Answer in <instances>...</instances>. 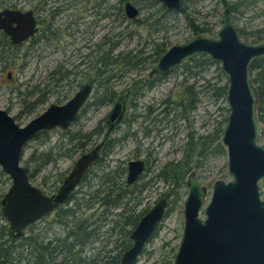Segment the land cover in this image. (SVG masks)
<instances>
[{"label": "water", "instance_id": "1", "mask_svg": "<svg viewBox=\"0 0 264 264\" xmlns=\"http://www.w3.org/2000/svg\"><path fill=\"white\" fill-rule=\"evenodd\" d=\"M162 1L170 10L182 8V0ZM125 7L130 18L137 16L139 9L134 3L128 1ZM0 29L14 42L27 40L37 30L33 10L4 8L0 11ZM199 54H207L219 62L228 83L230 113L223 142L233 178L216 179L212 198L206 202V185L197 174L191 173L184 201V231L172 264H264V198L260 190V180L264 179V142L260 140L263 124L257 116L259 95L252 79V63L264 57V42L251 43L241 38L234 14L226 6L214 32L199 33L172 45L161 54L153 72L169 74ZM91 90L92 85L86 83L66 103H52L24 125L0 108V165L12 178L2 211L15 237L23 236L28 225L66 202L99 156L102 143L78 159L53 195L31 181L29 168L21 162L25 145L36 133L57 125L67 128L77 119ZM125 110L124 100H119L110 114L111 127L123 118ZM144 168V159L131 160L128 182L136 181ZM168 203V198L162 197L143 214L131 232L133 243L125 250L119 264H136L165 217ZM201 210L205 216H201Z\"/></svg>", "mask_w": 264, "mask_h": 264}, {"label": "trees", "instance_id": "2", "mask_svg": "<svg viewBox=\"0 0 264 264\" xmlns=\"http://www.w3.org/2000/svg\"><path fill=\"white\" fill-rule=\"evenodd\" d=\"M128 1L129 0H119L118 6L116 7L115 5L114 8L111 9H116L117 18L121 15L125 19L130 18L126 13L125 7ZM135 1L141 5L148 6L146 8L156 7V10L166 9L160 0ZM200 1L202 0H185L184 5L185 21L193 29L194 33L211 30V27H209L210 25H204L203 23V25H200L190 12V6L193 7L194 13L199 11L196 5ZM218 1L224 6H230L231 9L236 12L239 33L243 38H249L252 42L264 41V23L256 27H253L248 23L245 25L239 24V21L242 19L243 13L246 10L240 8V6L254 8L257 3H264V0ZM94 6L97 5L94 4ZM176 14L177 11L166 9L165 15H163L164 17L161 20L159 19L160 21L157 20L158 18H150L145 20V23L148 28H159L158 26H160L163 29H168L175 27L176 23L179 22L175 17ZM213 14L215 16L218 14L216 8L214 9ZM109 15V11L108 13L103 12L100 17L102 19ZM257 15L258 13L255 12V15L251 18H255ZM169 16L175 17V26L168 25V20H170ZM130 20L140 21L137 17L130 18ZM214 25L215 24H213L212 27ZM50 30L52 31L46 33V30L44 29V34L46 36L43 37L50 39L61 35L60 30L53 28H50ZM78 32H80V30ZM123 35L124 31H118L115 35L104 34L101 41L97 42L95 50L99 51L100 55L98 52L95 54V51H91L86 55V57H97L92 65L86 64V67L88 68L87 71H85L84 68L78 71L67 69L62 63H59L51 71V79H53L54 82H59L61 81L59 78L65 72L74 75H77L79 72L91 73L90 76L92 78L90 80L91 82L96 83V92L94 94L95 104L100 101L104 103L110 100L123 99L125 97V91L122 93L119 90L113 92L111 88L114 89L116 87V80L124 76L125 72L132 68L141 67L143 64L144 69L149 70V73L142 77V80H139L140 82L136 89L143 88L144 91L154 87L157 83L162 82L168 74L155 73L153 72V67L161 54L168 49L170 40H168V38L159 40L155 37H149L145 40L146 43L141 47L127 50L120 49L119 47ZM73 36H76L74 30ZM29 48V46H26L21 49L23 57L29 54ZM92 54L94 55L91 56ZM261 61L262 63L253 66V80L257 85L259 92V116L264 121V59H261ZM179 67H184L185 72L188 73L186 80H183V83H180L168 93L162 101L164 106L159 109V111H156V107L151 104L146 106L145 110L148 112L147 116L151 122H155L156 126L159 121L161 122L164 119H168L169 123L171 122L172 124H175L178 120L190 116V114L198 108V105L201 102L200 90L197 89V86L200 84L199 79L205 84L204 87L207 86L209 91L211 90L212 96L223 97L227 94L228 83L227 81H224L226 78L222 72L221 65L219 62L212 60L209 55L201 54L186 61L178 66L177 69ZM212 67H214L215 77L218 81H224L223 83L218 84L217 81H211V78L205 77L204 74ZM189 78L195 79L190 82V80H187ZM40 86L41 85L36 86V90H39ZM48 86L49 85L47 84V87ZM142 93L141 90L139 96H141ZM66 97L67 95L65 94L63 98ZM160 114H162V117L159 116ZM138 116L139 115H136V112H134L131 119H136ZM126 119H128V117H126L125 120ZM105 126L106 125L101 124L99 133L104 136L105 149L103 150V153L106 155L114 150L118 141L126 139V134L119 137L112 136L111 131L108 130L104 132ZM162 128L164 127H157V131L161 132L163 130ZM143 129L149 134V131L152 130V126L147 125L146 127H143ZM217 131L218 132L215 133V136L207 134L197 135L194 131L189 132L188 140L183 149V155L178 160L167 161L156 173V176L163 180L168 186V189L162 192L163 196L176 202L181 195L180 190L186 186V177L190 170L195 166H202L204 160L213 156L216 151L221 153L225 152L224 146L219 141L214 144V147H210L211 137H214V140L220 138L223 128L220 127ZM79 133V131L73 133V137H78L77 135H80ZM86 135L90 136L91 133L87 132ZM41 136H47V131L41 132L35 138ZM83 137L86 138V136ZM50 152L51 151H42L38 156L34 152L29 156L27 162H35V166L30 168L31 177L50 162L52 159L50 158ZM149 152L151 153V150ZM124 168L123 166H117L113 167L114 170H106L105 166L104 168L103 166H100L98 172H102V181L94 183L93 179L86 180V183L88 184L86 187L87 190H85L79 197L76 196L74 198L76 200L75 203L70 206L63 205L57 210V212L47 215L43 220L46 222L44 226L40 225L43 222L42 221L38 225V228H35V226L30 227L20 241L11 233L8 224L3 225L0 223V264H119L125 250L133 243L130 237V227H135L142 215L147 211V209H143L139 213L134 212L133 209L135 202H133V192H135L136 189L132 190V187L127 183L125 172L123 171ZM139 187H141V185ZM142 187H144V185ZM83 207H85V211L80 212V209H83ZM98 208H101L102 211L97 217L96 214H98ZM169 210L170 209L167 210L166 214L169 213ZM110 215L112 217H110ZM0 218H5L1 207ZM53 225L60 226H55L54 228ZM127 226L129 227L127 228ZM157 230L158 227L153 233L154 235H156ZM114 236L115 238H113ZM96 240H100L102 246L97 247V250L93 247V242ZM19 242L21 243L19 244ZM90 245L95 249L94 252H87V248H89ZM108 245H111V247L108 248ZM160 264H172V260H165Z\"/></svg>", "mask_w": 264, "mask_h": 264}, {"label": "rangeland", "instance_id": "3", "mask_svg": "<svg viewBox=\"0 0 264 264\" xmlns=\"http://www.w3.org/2000/svg\"><path fill=\"white\" fill-rule=\"evenodd\" d=\"M5 1L23 8H29L32 5V0ZM118 1L119 0H59L51 3L49 5L50 8L58 7L60 5L63 8L57 17L50 18L54 27L61 31V35L47 41V45L38 48L37 52L34 53V50H31L30 57L26 58V60L29 59L28 62L25 66H22L21 64V68H16L12 79H8L7 72L5 71L3 74L4 79L0 81V108H7L8 104H11L10 102L12 98L15 103H12L10 112L17 116V120L20 124H26L31 118L42 112L48 103L40 105L34 112L29 113L24 110L23 98L25 95L22 94L21 97H18L17 89L15 88H18L21 85V90L24 91L26 83L27 86L29 85L30 87V85L36 82L39 83V81H42V83L47 82L50 77V71H52L59 63H62L67 69L78 71L84 68V70L87 71L88 68L86 65H82L80 62L87 59V54L96 50L97 42L101 41V37L104 34L115 35L118 31H124L119 47L120 49L127 50L141 47L146 43L145 40L149 37H155L159 40H162L161 37L168 38V40H170L169 47H171L174 44L183 43L194 36L193 29L185 21V15L179 12H177L175 16L179 21L176 23L175 27L168 29L162 28L160 30H155V32L152 31L147 27L144 21L145 17L150 12V8H146L148 6L136 3L135 0L132 1L141 8L137 17L140 21H132L130 18L125 19L122 15L117 18V11L114 9L113 14L99 20L98 25L93 23L94 19L98 16V13L95 11L96 7L99 6V11L105 12L108 9L109 2L115 3L117 7ZM94 4L97 6H94ZM223 6L224 5L219 3L218 0H202L196 5L199 11L194 13L193 7L190 6V12L196 18L197 22L202 24L203 20L210 19L209 21H217L218 16H215L214 14L212 15V13L216 8L219 14L223 9ZM240 8L246 10L243 13L242 19L239 21V24L245 25L248 23L253 27H256L264 23V3H257L254 8L246 6H240ZM151 9L154 10V7ZM255 12H257L258 15L255 18H251L255 15ZM80 14H83L82 18L80 17ZM46 15L47 11L43 13L44 17H46ZM78 17H80V20L77 19ZM175 17L169 16V26L173 25ZM74 20L76 21L72 23ZM89 21H91V24H89ZM73 30L74 33H76V36H73ZM79 30L80 32H78ZM73 37H76V39L74 40ZM246 40L249 41L250 39L247 38ZM97 52L99 54V51H95V54ZM176 69L169 73L162 82L157 83L150 89L144 90L140 96L139 105L130 109L131 115L128 116L129 114L126 113L123 120L119 123V127L112 132V136L117 137L126 134L129 129V119L134 112L139 115L133 124L134 127L139 126L141 129V127H146L147 125L152 126V130L149 131L150 133L143 136L142 145V149H144L145 152H147V150H151L152 152V156L150 157L152 171H147L142 178L143 183L151 179L149 182L150 184L146 188V192H148V198L146 199H148V201L154 200L160 192L168 189L167 184L159 179L156 176V173L167 161L179 159L183 155V149L188 140L189 132L194 131L197 135H205L207 133H212L213 131L215 132L216 129L224 126V118L228 115L227 96H212L211 90L209 91L207 86L204 87L205 84L199 79L200 84L197 86V89L200 90L201 102L199 103L198 108L192 112L190 116L178 120V123L176 122L175 124H172L171 122L169 123L168 119H164L161 122L159 121L157 126L154 121L151 122L147 116L148 112L145 110L146 106L151 104L156 107V111H159V109L164 106L162 101L168 93L186 80L188 73L185 72L184 67ZM148 73L149 70L144 69V64L141 67L132 68L125 72L124 76L116 80V87L119 91L122 89L126 90L131 82H134L135 79H141ZM80 74H82L84 78H87L91 73L83 72ZM204 75L206 78H211V81H217L218 84L226 81H218L215 77L214 67L208 70ZM194 79L195 78H189L187 80H190L191 82L194 81ZM77 88L78 84H75V87L71 90L72 92L70 93V96L75 93ZM60 96V94H53L50 96L48 102L55 100ZM111 109V104L101 105L99 109L91 107L85 114H82L78 121L79 123L77 122L75 127H77V129L79 127H84L85 129L94 128L107 113H110ZM159 116L162 117V114ZM126 117H128V119L125 120ZM157 127L164 128H162L163 130L161 132H158ZM104 129L106 131V126ZM60 132V130L51 132L50 134L52 137L49 139L45 137L32 139L27 145L24 158L22 159L23 164L33 168L35 162H27V159L33 152H36V155L38 156L42 151H54V143L62 137ZM102 135L103 134L100 133L96 134L95 140L99 141V139L103 137ZM136 141H139V139H136ZM261 142H264V138L261 139ZM135 147L134 140L130 139L128 136L125 140L117 142L113 152L107 156L106 161L111 159V162L113 157H121L123 160H126L129 157V153L133 151ZM78 152L81 151L78 150L71 158L58 157L57 161L54 163L46 164L32 176V182L41 188H44L49 194L56 192V188L62 184L61 179L68 174L79 157ZM106 164L107 163L105 162L95 167V171L93 172L100 175L102 172H98V169L100 166ZM114 165L115 162H113L107 170L113 168ZM194 168L200 176L201 181L208 186L209 193L207 201L211 198L213 183L216 179L225 178L226 180H229L232 178V175L228 171L227 154L217 153L204 160L202 166H195ZM11 184L12 178L0 165V200L8 191ZM261 194L264 197V180L261 181ZM186 195L187 188L185 186L182 189L180 201L175 202L174 200H170L169 213L165 215L159 224L156 235L153 234L151 239L146 243L136 264H160L165 260H172L173 262L184 231V201ZM84 209L85 207L80 209V212H84ZM101 211V208L97 209V217L100 215ZM110 217L112 216L110 215ZM6 222L5 219L0 218V223L5 225ZM45 223L46 222L43 221L40 225L44 226ZM55 226L59 227L60 225H53L54 228ZM113 238H115V236ZM93 245L95 249L100 247V240L94 241ZM93 247L90 245V247L87 248V252H94L95 249ZM110 247L111 245H108V248Z\"/></svg>", "mask_w": 264, "mask_h": 264}, {"label": "flooded vegetation", "instance_id": "4", "mask_svg": "<svg viewBox=\"0 0 264 264\" xmlns=\"http://www.w3.org/2000/svg\"><path fill=\"white\" fill-rule=\"evenodd\" d=\"M57 1H59V0H32V5L29 8H23V7H18L16 4L8 3L5 0H0V11L3 10L4 8H7V7L19 8V9H21L23 11L28 10V9H32L33 10V14H34L35 19H36V26H37L36 32L30 38H28L27 40H24L22 42H14L12 40L11 36L4 29H0V81H2L4 79V75L3 74L5 73V71L7 72L8 79L9 78L12 79L13 76H14V72H15L16 68H18V67L21 68V64H22V66H25V64L28 62L29 59L26 60V58H29L30 57L31 50L32 51L34 50V53L37 52L38 51V48L47 45V41H49V40L52 39V38L47 39V37H43V36H46L44 34V29L46 30V33H49V32L52 31V30H50V28L57 29V28L54 27V25H53L52 21L50 20V18L52 19L55 16L57 17V15L60 14V12L63 10V8H62L61 5L58 6V7H53V8H50L49 7V5L51 3L57 2ZM129 1H131L132 3H134L138 7L139 12H138L137 16H135V17H138V15H139V13L141 11L140 10V7L134 1H132V0H129ZM160 1L166 7L165 3L162 0H160ZM181 5H182V8L180 10H175V11H177L179 13L185 14L184 13L185 0H182V4ZM114 6H115V3L109 2L108 3V9L105 12L108 13V11H109V14L112 15L113 10H111V9H113ZM225 7H226V5L223 6V9ZM166 9H168V8L166 7ZM165 10H162V9L156 10V7H154V10H152L150 8V12L145 17V20H148L150 18H153V19L154 18H158L157 20H159V19L161 20L164 17L163 15H165ZM231 10H232V12L234 14L235 21H236V24H237V29H238V20L236 18V12L233 9H231ZM45 11H47L46 17L43 16V13ZM95 11L98 13V16H97V18L94 19L93 23H95V24L98 25L99 24L98 21L101 20L100 15L103 12L99 11V6L96 7ZM220 14H221V12L216 15V16H218L216 23H215V21H209L210 19L209 20H203L202 21V23L204 25H210L209 27H211V30L205 31V32H207V33L208 32H214L219 27V16H220ZM80 15H81L80 17L82 18L83 17V14H80ZM212 15H213V13H212ZM80 17H78L77 19L80 20ZM75 21L76 20H74L72 23H74ZM89 24H91V21H89ZM199 24L200 25H203L201 23H199ZM213 24H215V25L212 27ZM67 25H69V24H67ZM171 26H175V24L173 23V25H171ZM65 27H67V26H65ZM158 27L159 28H155L154 27V28H149V29H151L154 32H155V30L162 29L160 26H158ZM238 31H239V29H238ZM200 33H203V31H201ZM196 34H199V33H194L193 35H196ZM161 38L162 39H165L163 37H161ZM241 38H243V37L241 36ZM243 39L246 40L245 38H243ZM74 40H75V37H74ZM246 41H248V40H246ZM248 42H251V43H262L264 41L252 42V41L249 40ZM26 46H29L30 47L29 50H28V53L30 55L27 54L25 57H23L22 50L21 49L24 48V47H26ZM93 55L94 54H92L91 56H93ZM199 55H201V54H199ZM199 55H197V56H199ZM197 56H195V57H197ZM91 58L92 57H89L88 56L87 59H84V60L81 61V64L82 65H86V64L92 65L94 63V60L97 57L96 56H93V58L92 59ZM261 59H264V57L257 58L252 63V79H253V76H254L253 66L255 64L262 63ZM185 62H183V63H185ZM182 64H180V65H182ZM50 73H51V71H50ZM91 78H92L91 76H89L87 78H84V76L82 74H80V72L77 75L71 74L69 72H65L59 78V79H61V81H59V82H54V80L51 79V77H49V80H47V82L42 83V81H39V83L36 82V83L30 85V87H29V85L27 86V83H26V86L24 88V91L21 90V85L18 88H15V89H17L18 97H21L22 94L25 95V97L23 98V103H24V107H25L24 110H26L29 113H32V112H34L36 110L37 107H39L40 105L45 104V103H48L46 105V108L45 109H47L52 103H58V104L66 103L77 92V90L81 89L86 83H90L92 85L91 93H90L88 99L86 100V102L84 103V105L79 110V114H78L77 119H75L73 122H71V124L67 128H63V127L57 125V126H55L53 128H50L48 130L39 131L32 138V139H35V137L38 134H40L41 132L47 131V136H45V138L49 139V138L52 137L51 134H50L51 132H53L55 130H60L61 131L60 133L62 134V137H61V139H59L57 142L54 143V151H51L50 152V154H51L50 158H52V159L47 164L54 163L55 161H57V158L58 157L71 158L79 150L81 152H78L79 153V157L75 161V163H74V165L72 167V169H73L74 166L76 165L78 159L80 157H82L86 153H88L91 150H93L96 147V145H98L99 143H102V146H101V148L99 150V156L95 160H93L92 165L84 173V175H83L80 183L70 193L69 198L67 199V201L64 202L63 204H60L57 208H55L51 212L45 214L39 220H37L34 223L28 225L26 227V229H25L24 235L26 234V232L28 231V229L30 227L35 226V228H38V225L45 219V217L47 215H50V214H52L54 212H57V210L61 206H63V205L64 206H70L73 203H75L76 200L74 198L76 196L79 197L85 190H87L86 187H87L88 184L86 183V180L93 179L94 183L102 181V177L103 176L101 174L98 175V173L95 174L96 172H93V171H95V167H97V166H99V165H101V164H103L105 162L107 164L106 165H103V168L105 166V169L106 170H107L108 167H110V165L113 162H115L114 167H117V166H119V167H122L123 166V168L125 167L123 169V171L125 172L126 181L132 187V190L136 189L135 192H133V198L135 200V201L133 200V202H135L134 203V209H133L134 212L139 213L143 209H147V211H148V210H150L158 202V200L160 198L166 197V196H163L162 192H160L159 195L157 196V198H155L154 200L148 201V199H146V198H148V192H146V188L150 184L149 182L151 181V179L148 182H146V183L144 182V184H143V182L141 183V181H142V178H143V176H145V174H146L147 171H152L151 170L152 166H151V161H150V157L152 156V154H151L152 152L150 153L148 150H147V152H145V150L142 149L143 136L145 134L147 135V133L144 132L145 130L143 129V127H141V129H140L139 126L138 127H134L133 126V124L135 123V121L137 120V118L136 119H134V118H132V119L130 118L129 119V122H128L129 129L126 132V136L127 137L129 136L130 139H133L134 140V143H135V146H136L135 149H133V151H131L129 153V157L126 160L125 159L123 160L121 157H113V159H112L111 162H110L111 159L109 161H106L107 156L110 155L113 152V150L110 151L109 154H106L105 155L103 153V150L105 149V146H104V143H105L104 136L102 135L103 137L100 138L99 141H97V140H95V135L96 134H99V130L101 129L100 128L101 124L102 125H106V131L109 130V131L113 132L114 129H117L119 127V123L123 120L124 116H123V118L119 122H117L113 127H111V124L109 122L110 114H111L112 110L114 109L115 104L119 101V99L110 100V101L104 102V103H102L100 101L97 104H95L96 102L94 103V100H95L94 94L96 92V87H95V84L96 83L91 82V80H90ZM142 79L143 78H141V79H135V81L134 82H131V84L129 85V87H127L126 90H123V89L120 90L121 93L125 91V97L123 99H121V100H124V102H125V105H126L125 114L126 113L129 114L128 116L131 115V113H130L131 110L130 109H133V107H137L139 105V101H140L139 100L140 99V96L139 95H140L141 90L143 92V88H137L136 89V87L138 86V84L140 82L139 80H142ZM47 84L49 85L48 86L49 88L47 87ZM75 84H78V88L76 89L75 93L72 96H70V93L72 92L71 90L75 87ZM38 85H41L39 87L40 89L39 90H36V86H38ZM114 85H115V83H114ZM43 86H46V87H43ZM111 89H112L113 92H115L116 90H118L117 87H115L114 89L113 88H111ZM53 94H58V95L60 94L61 96L60 97H57V99H55V100H52V101L48 102L50 96L53 95ZM65 94L67 95V97L66 98H63V96ZM258 95H259V92H258ZM226 96H227V94H226ZM10 103L11 104H8V107L7 108H4L9 113H11L10 112V107H11L12 103H15V101H13L12 98H11V102ZM104 104H111L112 105V109H111L110 113H107L103 117V119H101L99 121V123L96 124V126L94 128L85 129L84 127H81V128L79 127L77 129V127H75L76 124H77V122L79 121V119H80V117L82 116L83 113L85 114L86 111L89 110L91 107H94V108H98L99 109L101 107V105H104ZM128 109H129V111H128ZM227 110H228V115L224 118V126H222L223 131L220 134V138H216V140H214V137H211L212 139L210 140L211 141V145H210L211 148L214 147V144L217 143L218 141L222 143V145L225 148V152H222L223 154H227V149H226V146H225V144L223 142V134H224V129H225L226 125H227L228 116H229V113H230L229 106H227ZM259 113H260V111H259V99H258L257 116H258V119H260L261 122H262V124H263L262 125V132H261V135H260V140H261V139L264 138V121L260 118ZM12 115L15 116L14 114H12ZM136 115H138V114L136 113ZM131 117H133V114H132ZM15 118L17 120V116H15ZM177 123H178V121H177ZM21 125H24V124H21ZM77 131L80 132L79 133L80 135H77L78 137H73V133H75ZM87 132H90L91 135L90 136H87L86 135ZM104 132H105V129H104ZM213 132L212 133H207V135L215 136V133L218 132V131L216 129L215 132L214 133ZM69 136H70V139H69ZM83 136H86V138H84ZM136 139H139V141H136ZM28 143H27V145H28ZM27 145H25L26 146L25 147V151H26ZM216 152H215V154L221 153L219 151L217 153ZM23 158H24V155H23ZM227 158H228V155H227ZM104 159H105V161H104ZM137 159H144L145 160V168L139 174V176H138V178H137L136 181H134L132 183H129L128 182V175H129V170H130L129 169V162L131 160H137ZM176 160H178V159H176ZM22 164H23V162H22ZM24 165L27 166L26 164H24ZM107 165H109V166H107ZM227 166H228V161H227ZM27 167L29 168V173H30L31 172L30 171L31 169H30L29 166H27ZM72 169H70V171ZM112 169L113 168H111V170ZM70 171L68 172V174L70 173ZM193 172L195 174H197V176L200 179V176L198 175V173L195 170V168H192L190 170V172L188 173L187 177H186V188H187V181L189 179V176ZM113 173H114V171H113ZM67 175L64 178L61 179L62 184H63L65 178L67 177ZM30 178H32L31 177V173H30ZM232 178H233V175H232ZM223 179H225V178H223ZM231 179H229V180H231ZM229 180H227V181H229ZM262 180H264V179H261L260 180V187H261V181ZM200 181H201V179H200ZM142 184L144 185V187H142L143 186ZM61 185H59L57 187L58 189L56 188V190H57L56 192H53L50 195H53V194L57 193ZM140 185H141L142 188L139 187ZM204 185H206V184H204ZM206 187H207V192L209 193L208 186L206 185ZM41 189L45 193L49 194V192H47L44 188H41ZM208 193H207V197H208ZM180 194L181 195L178 197V200L177 201H180L181 200L182 190H180ZM212 194H213V191H212ZM4 196H5V194H4ZM4 196L0 200V207H1V209H2V206H3ZM261 197L264 198L262 196V194H261ZM211 198H212V195H211ZM211 198H209L208 201L206 199V202H210ZM168 202H170L169 199H168ZM168 209H169V203H168L167 210ZM117 211H118V209H117ZM119 211H120V208H119ZM2 213H3V211H2ZM200 214H201V216H205V214L203 213L202 210L200 211ZM4 219L7 221L6 218H4ZM5 224H8L9 225L8 221ZM128 227L129 226H127V228ZM133 229H134V226L133 227L131 226L130 227V237H131V232H132ZM23 236L18 237V238L16 237V238L20 241ZM20 243L21 242H19V244Z\"/></svg>", "mask_w": 264, "mask_h": 264}]
</instances>
